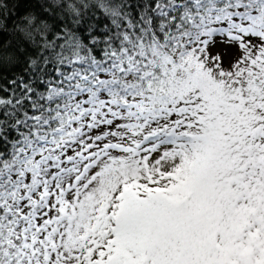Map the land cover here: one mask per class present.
Here are the masks:
<instances>
[{"label":"snow or ice","instance_id":"obj_1","mask_svg":"<svg viewBox=\"0 0 264 264\" xmlns=\"http://www.w3.org/2000/svg\"><path fill=\"white\" fill-rule=\"evenodd\" d=\"M0 264H264V0H0Z\"/></svg>","mask_w":264,"mask_h":264}]
</instances>
